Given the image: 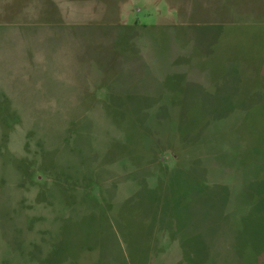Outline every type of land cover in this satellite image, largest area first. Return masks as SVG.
I'll use <instances>...</instances> for the list:
<instances>
[{"label":"rangeland","instance_id":"374dc122","mask_svg":"<svg viewBox=\"0 0 264 264\" xmlns=\"http://www.w3.org/2000/svg\"><path fill=\"white\" fill-rule=\"evenodd\" d=\"M45 2L0 26V264H264V0Z\"/></svg>","mask_w":264,"mask_h":264},{"label":"crops","instance_id":"0c3cea01","mask_svg":"<svg viewBox=\"0 0 264 264\" xmlns=\"http://www.w3.org/2000/svg\"><path fill=\"white\" fill-rule=\"evenodd\" d=\"M59 3L60 2H58V5ZM46 4L47 3L45 2V0H0V26L2 27L4 24L5 26L14 27L15 30H12L13 32H10L11 35L14 34L16 35L18 34L19 31L23 33L21 29H23L24 26H29L40 21L38 17H35L36 15L33 16L35 7L36 9L40 6L45 7ZM123 4L124 3H121L120 6H117L116 11L118 9H121L122 12L126 11L125 6L122 7ZM55 5L56 7H59L57 4ZM66 6H68V1ZM64 7L65 4L63 3L62 4L63 11L60 9L62 18L63 17L65 18ZM30 50H35V49L33 48ZM30 50L26 52H29ZM24 52H22V54ZM38 52L39 51L36 50V53Z\"/></svg>","mask_w":264,"mask_h":264}]
</instances>
